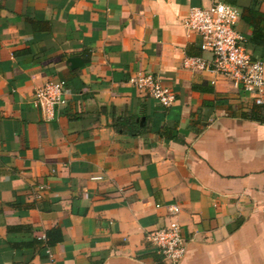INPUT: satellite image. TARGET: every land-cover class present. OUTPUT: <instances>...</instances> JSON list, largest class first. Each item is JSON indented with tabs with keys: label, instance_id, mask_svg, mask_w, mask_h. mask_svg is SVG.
<instances>
[{
	"label": "crops",
	"instance_id": "crops-1",
	"mask_svg": "<svg viewBox=\"0 0 264 264\" xmlns=\"http://www.w3.org/2000/svg\"><path fill=\"white\" fill-rule=\"evenodd\" d=\"M215 2L264 62V0H0V264H46L48 247L54 264H168L146 234L171 205L178 264H264V105L182 65L212 58L184 20ZM140 71L176 101L138 91ZM59 81L47 120L33 93ZM129 117L167 139L131 134Z\"/></svg>",
	"mask_w": 264,
	"mask_h": 264
},
{
	"label": "built area",
	"instance_id": "built-area-1",
	"mask_svg": "<svg viewBox=\"0 0 264 264\" xmlns=\"http://www.w3.org/2000/svg\"><path fill=\"white\" fill-rule=\"evenodd\" d=\"M237 8L215 2L208 8H190L184 27L195 32L200 38V49L212 55L210 60L190 56L183 59L184 68L192 71H207L231 80L235 86L248 94L258 106L264 105V62L252 58L242 44V38L234 26L239 19ZM130 83L145 96L157 101L163 107L171 106L176 97L173 91L164 86L159 78L146 72H138ZM65 82H46L33 93V104L47 120L54 115L55 107L64 102ZM44 187L39 186L42 190ZM171 217L167 222L146 234L162 259L168 264H178L186 254V242L175 216L177 205L169 206ZM264 214V209H263ZM38 240L46 241L45 235ZM46 264H54L55 258L48 247Z\"/></svg>",
	"mask_w": 264,
	"mask_h": 264
},
{
	"label": "trees",
	"instance_id": "trees-1",
	"mask_svg": "<svg viewBox=\"0 0 264 264\" xmlns=\"http://www.w3.org/2000/svg\"><path fill=\"white\" fill-rule=\"evenodd\" d=\"M117 123L119 126L127 127L128 131L134 135H141V134L145 133L147 130L151 131V129H153L154 131H156V133H158L160 135V137H162L164 139H167V136H168L166 130L163 128H160L159 123L152 124L150 126V128L147 127V125L140 127L137 123H135V120L132 117H129L128 119L119 120ZM116 128H117V126H116ZM117 129H120V128H117ZM46 238H47L46 241H47L48 246L53 245L55 243V241L60 239V238L59 239L53 238V236L51 235V232L47 233Z\"/></svg>",
	"mask_w": 264,
	"mask_h": 264
}]
</instances>
